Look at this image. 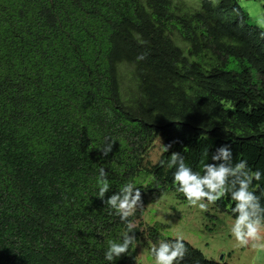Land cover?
I'll return each mask as SVG.
<instances>
[{
    "label": "trees",
    "instance_id": "trees-1",
    "mask_svg": "<svg viewBox=\"0 0 264 264\" xmlns=\"http://www.w3.org/2000/svg\"><path fill=\"white\" fill-rule=\"evenodd\" d=\"M187 7L0 0V264H135L136 244L105 259L128 229L98 197L101 167L110 184L104 199L129 182L141 191L143 207L129 217L137 242H172L161 224L142 230L149 196L184 197L172 152L203 176L216 149L229 145L233 165L245 160L250 173L261 172L249 190L264 210V30L239 0ZM106 140L114 144L103 156ZM213 205L235 218L231 191ZM184 242L175 264H229Z\"/></svg>",
    "mask_w": 264,
    "mask_h": 264
},
{
    "label": "clouds",
    "instance_id": "clouds-1",
    "mask_svg": "<svg viewBox=\"0 0 264 264\" xmlns=\"http://www.w3.org/2000/svg\"><path fill=\"white\" fill-rule=\"evenodd\" d=\"M264 38V34H262ZM146 54L137 56V61L144 60ZM114 142L106 140L101 148L103 156H107L113 147ZM169 146H164L167 151ZM232 150L229 145H222L216 149L212 159L215 163L204 165L203 176L194 173L185 165L183 158L178 152H172L169 167L177 166L174 173V180L181 192L192 207H198L201 211H207L209 204H215L231 191V199L235 202L232 212L235 214L234 222L230 227L231 235L237 245L246 247L252 242V247L264 249L262 233H264V221L261 219L259 198L254 191H250L253 180L261 179V172L250 173L247 170V161L241 160L235 165L232 164ZM231 182H229V178ZM99 193L98 197L103 200L111 209L116 211L120 220L126 223L128 231L123 235L122 242L110 241L105 252V259L114 262L122 255H126L130 245L136 244L134 227L129 217L133 216L137 208L143 207L142 195L139 188L131 182L123 185L119 192L112 194L107 199L105 194L109 192L110 184L107 179L106 170L101 167L99 170ZM238 185V187H237ZM133 233V235H129ZM151 254L155 264H175L183 261L187 248L182 238L177 237L172 242L160 241L158 246L151 247Z\"/></svg>",
    "mask_w": 264,
    "mask_h": 264
},
{
    "label": "rangeland",
    "instance_id": "rangeland-1",
    "mask_svg": "<svg viewBox=\"0 0 264 264\" xmlns=\"http://www.w3.org/2000/svg\"><path fill=\"white\" fill-rule=\"evenodd\" d=\"M212 1L215 5L218 4V0ZM175 2L185 3L191 12L200 8V0H175ZM239 4L249 14L250 23L264 30V0H239ZM171 38L178 47L184 44L183 50L187 51L188 43L181 40L178 45L176 39L173 36ZM131 71L132 68L129 66L122 69L124 75ZM129 81L126 77L123 84L129 86L131 84ZM162 152L163 139L159 136L150 155L152 163H157ZM234 219L228 212L220 211L213 204L208 205L207 211H201L198 207L190 206L181 194L164 190L148 197L142 230L145 233L146 226L161 224L166 227L160 230L162 236L180 237L201 250L210 260L218 262L223 260L229 264H264V249L252 247V242L246 247L237 245L230 232ZM261 242L264 243V233ZM132 257L135 258V264H155L146 236L136 243Z\"/></svg>",
    "mask_w": 264,
    "mask_h": 264
}]
</instances>
